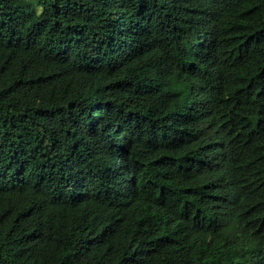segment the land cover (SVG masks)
Segmentation results:
<instances>
[{"label":"trees","instance_id":"obj_1","mask_svg":"<svg viewBox=\"0 0 264 264\" xmlns=\"http://www.w3.org/2000/svg\"><path fill=\"white\" fill-rule=\"evenodd\" d=\"M0 264H264V0H0Z\"/></svg>","mask_w":264,"mask_h":264}]
</instances>
